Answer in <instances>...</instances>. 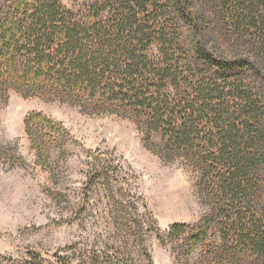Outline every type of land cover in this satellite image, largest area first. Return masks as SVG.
Masks as SVG:
<instances>
[{"label": "trees", "instance_id": "trees-1", "mask_svg": "<svg viewBox=\"0 0 264 264\" xmlns=\"http://www.w3.org/2000/svg\"><path fill=\"white\" fill-rule=\"evenodd\" d=\"M12 92L132 116L213 204L168 236L193 252L217 227L225 257L264 264V0H1L0 101Z\"/></svg>", "mask_w": 264, "mask_h": 264}, {"label": "rangeland", "instance_id": "rangeland-1", "mask_svg": "<svg viewBox=\"0 0 264 264\" xmlns=\"http://www.w3.org/2000/svg\"><path fill=\"white\" fill-rule=\"evenodd\" d=\"M60 1L78 11L96 0ZM9 96L0 101L1 264H234L217 227L193 252L189 236H168L175 224L201 226L213 204L194 167L158 154L132 116ZM34 113L60 133L28 126Z\"/></svg>", "mask_w": 264, "mask_h": 264}]
</instances>
